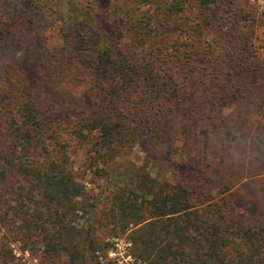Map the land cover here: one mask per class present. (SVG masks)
<instances>
[{"label": "trees", "instance_id": "16d2710c", "mask_svg": "<svg viewBox=\"0 0 264 264\" xmlns=\"http://www.w3.org/2000/svg\"><path fill=\"white\" fill-rule=\"evenodd\" d=\"M63 5L0 0V227L31 251L39 244L49 257L82 264L100 218L96 203L80 201L86 185L67 162L72 140L91 145L96 166L102 152L111 160L140 146L150 160L177 142L189 163L191 136L201 134L195 154L223 161L227 137L264 121V35L241 0H122V29L119 15L100 20L78 2ZM48 31L58 35L51 45L40 42ZM39 55L45 74L24 85V65ZM77 72L89 105L71 90ZM197 167L196 181L117 179L104 214L112 236L125 235L148 264H264V213L254 201L236 213L235 169L215 166L208 176ZM216 176L229 193L214 200L204 190L197 199L192 187L205 177L214 187ZM2 248L0 263L3 255L9 262Z\"/></svg>", "mask_w": 264, "mask_h": 264}, {"label": "rangeland", "instance_id": "374dc122", "mask_svg": "<svg viewBox=\"0 0 264 264\" xmlns=\"http://www.w3.org/2000/svg\"><path fill=\"white\" fill-rule=\"evenodd\" d=\"M42 4H45L47 0H39ZM63 2L64 9H67L68 5L75 6L76 2L80 6L87 7L89 10H93L96 13V16L100 20H105L102 14L107 15L108 12H111L110 16H107L108 20L118 18L121 16L122 20L120 22L119 29L124 28L126 25L124 22L123 14L120 10L115 9L120 6L122 0H59ZM243 5L248 6V9H251V16L256 19L258 28L256 26L255 34L256 35H264V0H241ZM29 2V1H28ZM21 7L25 8V12L28 13L29 6L24 4H20ZM119 15V16H117ZM7 17L5 16L4 19ZM251 25L250 22L246 24L242 23V28H249ZM240 27V26H239ZM118 37H121V33H116ZM58 35L56 33L53 34L52 31L46 32L43 36L40 37V42L45 43L47 45H51L56 41ZM224 44V43H223ZM259 46V43H257ZM260 50L264 53V42L261 44ZM42 55H39L36 62L30 65H24L25 61L21 65H24V70L27 72H23V83L31 85L33 83V79H37L39 81L40 75L45 74V71L42 66H38V62L42 60ZM28 66V67H27ZM38 69V70H37ZM40 69L43 71L41 73ZM39 72V73H38ZM79 72L74 74V77L71 78V82L69 83L71 86L72 92L74 95H78L80 98H84L82 102L83 105L90 104L91 93L89 89H85L84 82L81 79H78L77 76ZM68 80V79H67ZM89 99V100H88ZM61 104H64L62 101ZM235 106L232 105L231 108L226 109V114H232L231 111ZM69 112V111H68ZM67 112V113H68ZM231 119V123H234L233 115L229 117ZM261 116H257L255 118L254 129L249 131L246 134L239 133L236 136L227 137L228 142H224L225 153L227 154L224 160L220 158H216L215 160H211L210 158H201L198 156L196 152V146L201 145L204 140V136L201 134H197L191 136L193 138L192 144L190 145V149L192 151L193 161L188 163V160L183 157L182 152V143L177 142L174 147H167L166 150L161 152L160 150L153 153L150 160L146 159V153L140 148V146H134L131 150L127 152H123L120 156L114 159H107L104 153H100L98 157L97 166L91 163V156L94 152H90L91 145L90 144H78L75 140H72V144L68 146L69 149V157L67 158V162L70 168L77 173L78 178L81 182L85 183V196L80 199L82 203L89 205H93L96 203L95 210L93 212L98 213V217L100 219L97 220L96 226L94 227V232L92 233L94 237L93 245L88 246L87 256L82 264H148L147 262L141 261L130 251V243L127 241L126 236H112L110 233V229L112 227L111 224L106 223V219L108 215L104 216L107 212L108 199L106 198L109 193L113 190V185L115 181L119 179V185H124L121 183V179L126 177L125 181L129 180H137L139 176L141 177H151L157 178L159 180H169L173 181L175 178H182L183 176H187V178L196 181L198 176L200 175V168L197 167L203 166L208 176L211 175L212 167L217 166L218 169L222 171V173H226L234 170L237 178V183L229 192H235L236 195L241 199L239 203L235 205L237 211L239 213L246 209V204L249 201H254L259 205V209L264 213V121L261 123ZM67 121L63 116L61 118V122L59 126L66 127L67 123H63L62 121ZM68 132H65V135ZM163 149V148H158ZM210 150V149H209ZM212 151V148H211ZM210 151V152H211ZM213 152V151H212ZM210 154V153H209ZM40 156V155H39ZM211 157V156H209ZM170 159L173 165L169 164L166 160ZM222 161V162H221ZM210 162V165L207 163ZM217 162V163H216ZM234 168V169H233ZM106 170V171H105ZM204 172V171H203ZM117 175L119 177H115ZM235 177V176H234ZM207 177L203 182H199L194 185L192 189L197 194V199L200 198L201 195L210 191V195L214 200L221 198L223 195L229 193H222V187H217L218 182L221 181L218 176H216L213 180H209L211 185L214 187L207 188L204 183L206 182ZM98 196V197H97ZM202 197V196H201ZM243 200V201H242ZM81 207V206H80ZM92 211H89V214L84 212L83 215H92ZM247 214V213H246ZM83 215L79 213L77 219L75 220L77 226L82 225V221H85L86 218H83ZM105 217L104 220L102 217ZM55 227L51 225V230H54ZM232 234L233 237L239 234ZM243 241L244 235L240 237ZM0 246H3L2 253H7L10 257L9 262H7L6 258L1 260L0 264H67V257H49L42 252L41 246L38 244V247L34 250H29V248H25L24 244L20 240H16V237L0 227ZM97 249V250H94ZM69 263V262H68Z\"/></svg>", "mask_w": 264, "mask_h": 264}]
</instances>
